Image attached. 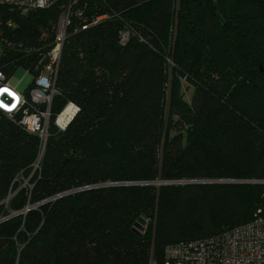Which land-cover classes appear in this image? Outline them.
<instances>
[{
  "label": "trees",
  "instance_id": "trees-1",
  "mask_svg": "<svg viewBox=\"0 0 264 264\" xmlns=\"http://www.w3.org/2000/svg\"><path fill=\"white\" fill-rule=\"evenodd\" d=\"M73 9L105 15L85 30L72 16L66 30L52 120L68 102L77 112L50 124L39 161L38 137L0 120V264H162L167 244L264 216V182H209L264 181V0ZM60 11L0 5V67H31Z\"/></svg>",
  "mask_w": 264,
  "mask_h": 264
},
{
  "label": "built area",
  "instance_id": "built-area-1",
  "mask_svg": "<svg viewBox=\"0 0 264 264\" xmlns=\"http://www.w3.org/2000/svg\"><path fill=\"white\" fill-rule=\"evenodd\" d=\"M78 0H0L20 14L47 9L60 3V14L52 42L31 67H25L32 80L19 89L20 80L12 77L14 69L0 67V120L8 118L22 130L34 134L39 140V158L49 136L50 124L63 130L77 112V106L68 102L52 120L51 103L56 93L55 78L61 58L66 30L71 27V17L81 20L72 30H85L98 23L105 15L82 18L79 9H73ZM129 28L119 34V43L129 38ZM7 46L10 41L3 39ZM70 107L69 113L63 114ZM63 120L59 121V116ZM52 121V122H51ZM35 167H37V163ZM162 264H264V216L256 215L251 221L228 228L201 239L170 243L163 248Z\"/></svg>",
  "mask_w": 264,
  "mask_h": 264
},
{
  "label": "water",
  "instance_id": "water-1",
  "mask_svg": "<svg viewBox=\"0 0 264 264\" xmlns=\"http://www.w3.org/2000/svg\"><path fill=\"white\" fill-rule=\"evenodd\" d=\"M259 70L261 72H264V67L262 65H259ZM209 182H216V183H258L259 182V183H263L264 181H262V180H229V179H224V180H209ZM154 183H156L157 185L167 184V183L171 184V183H173V181H169L168 182V181H162V180L158 179ZM108 185H112V183H104V184H101V185L99 184V185H93V186H86V187H83V188L70 190V191H67V192H63V193L57 194V195L51 197L50 199H56V198L61 197L63 195H66V194H69V193H72V192H75V191L85 190V189H88V188H91V187L93 188V187L108 186ZM31 207L32 206L26 207L24 209V211H27ZM143 223H144L143 219L139 218L135 222L133 229L138 233L139 231L142 230Z\"/></svg>",
  "mask_w": 264,
  "mask_h": 264
},
{
  "label": "rangeland",
  "instance_id": "rangeland-1",
  "mask_svg": "<svg viewBox=\"0 0 264 264\" xmlns=\"http://www.w3.org/2000/svg\"><path fill=\"white\" fill-rule=\"evenodd\" d=\"M12 77L20 80L18 85V88L20 90L26 88L32 80V75L26 72L25 67H17L16 69H14V71L12 72ZM184 88H185L184 99L188 101L192 91V87H188L186 83H184Z\"/></svg>",
  "mask_w": 264,
  "mask_h": 264
},
{
  "label": "bare ground",
  "instance_id": "bare-ground-1",
  "mask_svg": "<svg viewBox=\"0 0 264 264\" xmlns=\"http://www.w3.org/2000/svg\"><path fill=\"white\" fill-rule=\"evenodd\" d=\"M70 111H71V108H70V107H67V108L64 110L63 114H65V113H69ZM63 114H62L61 116H59V118H58L59 121H62V120H63V118H62Z\"/></svg>",
  "mask_w": 264,
  "mask_h": 264
}]
</instances>
